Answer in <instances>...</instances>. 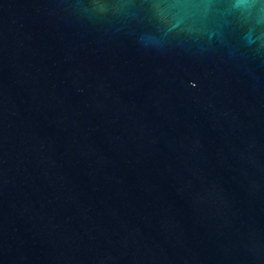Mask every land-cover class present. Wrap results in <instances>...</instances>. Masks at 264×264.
Returning a JSON list of instances; mask_svg holds the SVG:
<instances>
[{
  "label": "water",
  "instance_id": "95a60500",
  "mask_svg": "<svg viewBox=\"0 0 264 264\" xmlns=\"http://www.w3.org/2000/svg\"><path fill=\"white\" fill-rule=\"evenodd\" d=\"M0 264H264V0H0Z\"/></svg>",
  "mask_w": 264,
  "mask_h": 264
}]
</instances>
